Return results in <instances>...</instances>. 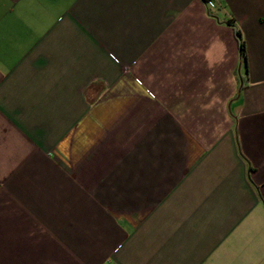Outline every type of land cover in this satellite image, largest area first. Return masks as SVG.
<instances>
[{
    "label": "crops",
    "instance_id": "crops-1",
    "mask_svg": "<svg viewBox=\"0 0 264 264\" xmlns=\"http://www.w3.org/2000/svg\"><path fill=\"white\" fill-rule=\"evenodd\" d=\"M0 264H264V0H0Z\"/></svg>",
    "mask_w": 264,
    "mask_h": 264
},
{
    "label": "trees",
    "instance_id": "trees-1",
    "mask_svg": "<svg viewBox=\"0 0 264 264\" xmlns=\"http://www.w3.org/2000/svg\"><path fill=\"white\" fill-rule=\"evenodd\" d=\"M205 3H207L209 0H203ZM236 34L238 36V39H239V44H240V51H241V54L244 58H246V48H245V41L242 37V34L239 30L236 31Z\"/></svg>",
    "mask_w": 264,
    "mask_h": 264
},
{
    "label": "built area",
    "instance_id": "built-area-1",
    "mask_svg": "<svg viewBox=\"0 0 264 264\" xmlns=\"http://www.w3.org/2000/svg\"><path fill=\"white\" fill-rule=\"evenodd\" d=\"M215 1H219V0H215ZM207 4L211 7V6H213L214 5V0H209L208 2H207Z\"/></svg>",
    "mask_w": 264,
    "mask_h": 264
}]
</instances>
